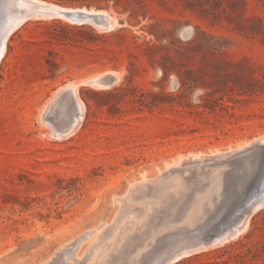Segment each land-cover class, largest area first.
I'll return each mask as SVG.
<instances>
[{"label": "rangeland", "instance_id": "374dc122", "mask_svg": "<svg viewBox=\"0 0 264 264\" xmlns=\"http://www.w3.org/2000/svg\"><path fill=\"white\" fill-rule=\"evenodd\" d=\"M39 1L102 14L0 0V264H264V0Z\"/></svg>", "mask_w": 264, "mask_h": 264}, {"label": "bare ground", "instance_id": "6f19581e", "mask_svg": "<svg viewBox=\"0 0 264 264\" xmlns=\"http://www.w3.org/2000/svg\"><path fill=\"white\" fill-rule=\"evenodd\" d=\"M10 1V0H9ZM6 2V1H5ZM1 4V3H0ZM10 4L11 5H17V4H19V7H22V6H26L27 8H28V6H32L34 9H36L37 11H39V13L40 14H42V15H46V14H48V13H50L51 11H52V9H55V10H57V11H59V12H61V13H64V14H68V15H72V14H82V15H84V16H86V18H84V19H82V20H90L89 19V17L91 16V18H92V15H100V14H102L101 12H98V13H95V12H89V11H87V10H85V9H82V10H76V11H69L68 9L67 10H64L63 8L61 9V8H57V7H53L52 5H50V4H47L46 2H43V1H39V0H11V2H10ZM15 7V6H14ZM5 8V7H4ZM22 9V8H21ZM11 10H12V8H11ZM9 12V11H8ZM11 13V12H10ZM4 15H3V13H0V61H1V59H2V57L4 56V52H5V49H6V42H7V39H8V37H10V33L15 29V28H17L18 26H21V24L29 17V15L27 14V12L25 13V14H22V13H18V14H15L14 13V11L12 10V14H11V16H9V17H7L6 19H4V17H3ZM101 16V15H100ZM59 17V16H58ZM65 18V17H64ZM96 18V17H95ZM106 18V17H105ZM94 19V18H93ZM31 20V19H30ZM65 20V19H64ZM92 21V20H91ZM107 21V25L109 26V27H113L114 26V22L111 20V19H107L106 20ZM77 24H79V23H77ZM81 24V23H80ZM9 26H14L13 28H7V27H9ZM104 26V25H103ZM111 29V28H110ZM110 31V30H109ZM14 32V31H13ZM106 78V77H105ZM89 83L90 84H92L93 86H97V87H101V86H103V85H101L97 80H92V81H89ZM105 84V83H104ZM72 87V86H71ZM70 86H68V87H65V88H62L61 90H60V93L59 94H61V95H64V92L65 91H67V90H69V89H73V88H75V90L76 91H78L77 90V87H72L71 88ZM78 93V92H77ZM76 93V94H77ZM70 95V94H69ZM68 95V96H69ZM78 95V94H77ZM76 95V96H77ZM74 96H75V94H74ZM76 96H75V98H76ZM63 97V96H62ZM69 99V98H68ZM72 100V99H71ZM74 100V101H73ZM73 102H74V111H73V119L76 121V126L77 125H80V123H81V121L83 120V105H82V103L79 101V100H77V98L76 99H74L73 98ZM72 103V102H71ZM73 107V106H72ZM70 111V110H69ZM71 114V113H70ZM66 117V116H65ZM64 120V119H63ZM58 136V135H57ZM260 140H264V138H260V139H256V141H254V142H252L254 145L256 144V143H261L260 142ZM252 145V144H251ZM251 147V146H250ZM249 147V145H243V146H241V147H239V148H237V149H235V151H232V152H230V154L231 153H237V154H239V152H245L244 150H246L247 148H250ZM218 157H222V153H219V154H212V155H210V156H202V157H198V158H190V159H188V160H186V161H184L182 164H190V165H192V164H195V162L198 160V162H202V163H204V161H206V160H212V159H214V158H218ZM219 161V160H218ZM217 161V162H218ZM221 161V160H220ZM219 161V162H220ZM172 166V165H171ZM176 166V165H175ZM193 166V165H192ZM218 166V165H217ZM188 167V166H187ZM180 168H183V167H180ZM185 168V167H184ZM183 168V169H184ZM167 170H169L168 168H166ZM165 170V169H164ZM173 170H174V168H173ZM182 170V169H181ZM185 170V169H184ZM188 171V170H187ZM186 171V172H187ZM200 171H201V169H200ZM172 172V171H171ZM178 172V171H177ZM179 172H180V170H179ZM184 172V171H183ZM181 173V172H180ZM172 174V173H171ZM175 174V173H174ZM170 175V174H169ZM186 175V174H185ZM174 176V175H173ZM177 177V176H176ZM161 178V177H160ZM170 180V179H169ZM159 181V179H157V182ZM175 181V180H174ZM185 184V183H184ZM160 185V184H159ZM185 186V185H184ZM186 187V186H185ZM184 187V188H185ZM184 191H185V189H184ZM162 192H163V190H162ZM175 193H177V192H175ZM179 193V192H178ZM184 193V192H183ZM171 194H173V193H171ZM129 196V195H128ZM173 196H175V194H173ZM177 196V195H176ZM184 196H185V194H184ZM173 197H171V199H172ZM175 198V197H174ZM117 199V198H116ZM176 199V198H175ZM177 202V201H176ZM176 202H173V204H175ZM122 203V202H121ZM264 207V205L263 206H261L260 208L259 207H256L255 209H254V211H253V213H255L256 211H258L259 209H261V208H263ZM259 208V209H258ZM253 213H251V214H253ZM250 214V215H251ZM250 215H248L247 217H245L244 218V224H242L243 226H242V228L240 227H237V228H239V229H237V230H235V233L234 234H232L231 236H230V239H232V238H235L238 234H240V233H242V232H244V231H246V229L248 228V226H249V221H250ZM150 226V225H149ZM233 226V225H232ZM150 227H152V226H150ZM172 227V226H171ZM176 227V226H175ZM174 227V229L176 230L177 229V227L175 228ZM234 227V226H233ZM156 228V227H155ZM173 228V227H172ZM170 229V228H169ZM173 229V230H174ZM97 230H101V229H97ZM172 230V229H171ZM171 230H169V232H171ZM172 230V231H173ZM174 230V231H175ZM162 232V231H161ZM176 233H177V231H175ZM166 233H168V230H167V232ZM175 233V234H176ZM90 234H92V233H90ZM169 234H171L172 235V233H169ZM168 234V235H169ZM157 236H158V233L156 234ZM177 235H180V233L179 234H177ZM91 236V235H90ZM164 237H165V235H163ZM172 236H174V235H172ZM209 236V235H208ZM166 237H168V236H166ZM175 238H177V237H175ZM174 238V239H175ZM154 239V238H153ZM156 239H157V237H156ZM219 239V238H218ZM179 240V239H178ZM116 241H118V242H120V240L118 239V240H116ZM214 241V240H213ZM217 241V240H216ZM219 241V240H218ZM225 241V240H224ZM169 242H171V241H169ZM215 242V241H214ZM222 242H223V240H222ZM79 243V245H80V243L81 242H78ZM83 243V242H82ZM153 245V244H152ZM72 246V245H71ZM163 246V245H162ZM119 247V246H118ZM165 247V246H164ZM65 248V247H64ZM191 248V247H190ZM126 249V248H125ZM124 249V250H125ZM147 249V248H146ZM165 249V248H164ZM77 250V248L76 247H71V248H69L68 249V252H64L66 255H69V257H67L63 262L61 261L60 262V260H59V262L57 263V264H89V260H85V261H77V260H74L73 258H72V252L73 251H76ZM112 250L114 251V252H118L119 251V249L118 250H114L113 248H112ZM166 250V249H165ZM190 250V249H189ZM145 251V250H144ZM160 251H161V249H160ZM171 251V250H170ZM175 251V250H174ZM177 251H178V249H177ZM180 251V250H179ZM194 251V250H193ZM192 251V252H193ZM166 253V252H165ZM181 253V252H180ZM188 254V253H187ZM62 255H64V254H60L59 256H60V258H62ZM123 255V254H122ZM142 255V254H141ZM186 254H173V255H171L170 256V258H169V261L168 262H166L165 264H172V263H176L177 261H179V259L181 258V257H183V256H185ZM88 257H90V256H87V258ZM55 259H57V258H55ZM140 259V258H139ZM53 260V259H52ZM122 260V259H121ZM56 261H58V259L57 260H53V261H50V262H48V263H45V264H54V263H56ZM117 261V260H116ZM140 261V260H139ZM107 262H105L104 260L102 261V263L101 264H106ZM97 264V263H96Z\"/></svg>", "mask_w": 264, "mask_h": 264}, {"label": "water", "instance_id": "95a60500", "mask_svg": "<svg viewBox=\"0 0 264 264\" xmlns=\"http://www.w3.org/2000/svg\"><path fill=\"white\" fill-rule=\"evenodd\" d=\"M69 16L73 19H76V20H82V19L86 18V16H84L82 14H72ZM13 27L14 26H9L7 28L9 29V28H13ZM98 82L100 83V81H98ZM251 192L252 191H250V193ZM263 205H264V189L258 191L257 194H255V196L252 198L249 205L247 207H245V209L243 211L240 212L237 223H239L242 219H244L245 217H247L248 215L253 213V211L256 207L260 208ZM259 210H261V209H259ZM235 230H237V229H235ZM235 230H233L232 228L225 229V231L222 232L220 235H218L217 238H219V241L229 240L230 236L235 233Z\"/></svg>", "mask_w": 264, "mask_h": 264}]
</instances>
